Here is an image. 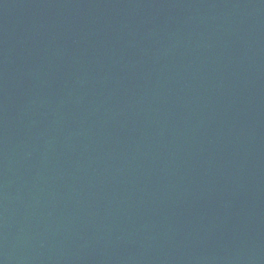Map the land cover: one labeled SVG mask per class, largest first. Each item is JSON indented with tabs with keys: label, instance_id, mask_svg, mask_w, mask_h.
Returning <instances> with one entry per match:
<instances>
[{
	"label": "water",
	"instance_id": "1",
	"mask_svg": "<svg viewBox=\"0 0 264 264\" xmlns=\"http://www.w3.org/2000/svg\"><path fill=\"white\" fill-rule=\"evenodd\" d=\"M0 264H264V0H0Z\"/></svg>",
	"mask_w": 264,
	"mask_h": 264
}]
</instances>
